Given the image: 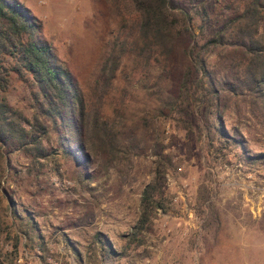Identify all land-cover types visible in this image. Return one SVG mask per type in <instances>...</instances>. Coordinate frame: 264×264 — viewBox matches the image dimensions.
<instances>
[{
  "label": "rangeland",
  "instance_id": "rangeland-1",
  "mask_svg": "<svg viewBox=\"0 0 264 264\" xmlns=\"http://www.w3.org/2000/svg\"><path fill=\"white\" fill-rule=\"evenodd\" d=\"M12 1L34 19L38 41L49 46L88 103L86 115L101 112L122 152L111 161L74 151L68 125L44 117L45 158L1 146L0 264H264V161H246L238 147L217 138L208 145L194 130L160 116L186 60L177 56L164 71L132 54L98 105L99 68L120 25L110 0ZM245 1L168 0V7L192 16L202 43ZM122 3L134 16L129 0ZM216 54L206 57L209 66L216 65ZM4 95L31 120L35 105L27 85L13 79ZM221 126L247 155L264 153V126L239 99L225 103ZM155 154L169 160L162 209L141 234L142 244L126 247Z\"/></svg>",
  "mask_w": 264,
  "mask_h": 264
},
{
  "label": "trees",
  "instance_id": "trees-1",
  "mask_svg": "<svg viewBox=\"0 0 264 264\" xmlns=\"http://www.w3.org/2000/svg\"><path fill=\"white\" fill-rule=\"evenodd\" d=\"M122 2L110 0L120 25L99 68L98 105L132 54L164 71L182 56L187 65L177 78L174 96L161 102L164 112L160 111V116L184 130H194L208 145L217 138L222 145L238 147L246 161H264V153L247 155L240 141L229 137L221 126L222 110L231 98L244 103L248 114L264 126V0H246L239 12L202 43L196 41L192 16L171 9L168 0H129L135 13L132 17L123 11ZM36 31L34 19L23 6L0 0V147L17 145L26 155L45 158L41 139L47 132L39 120L44 117L68 125L69 134L75 136L74 151L86 150L118 161L122 151L112 127L96 108L86 115L88 103L49 46L38 41ZM214 50L217 63L209 66L206 57ZM13 79L30 88L35 105L30 121L6 102L4 94ZM191 119L200 124H193ZM71 157L78 160L76 153ZM154 158L152 177L140 192L138 216L127 235L126 247L142 244L141 234L150 229L154 213L162 209L169 160L165 162L158 154ZM99 236H95L96 242L111 254L108 242Z\"/></svg>",
  "mask_w": 264,
  "mask_h": 264
}]
</instances>
